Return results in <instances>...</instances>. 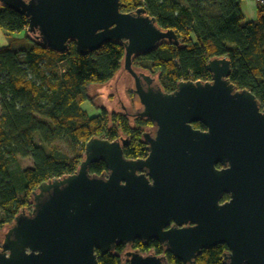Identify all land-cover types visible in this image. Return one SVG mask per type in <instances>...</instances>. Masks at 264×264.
<instances>
[{
    "label": "water",
    "instance_id": "95a60500",
    "mask_svg": "<svg viewBox=\"0 0 264 264\" xmlns=\"http://www.w3.org/2000/svg\"><path fill=\"white\" fill-rule=\"evenodd\" d=\"M0 3L24 15L26 30L56 52L69 41L81 53L121 41L115 103L153 126L141 134L144 157L123 156L126 137H92L73 173L39 183L30 210L5 226L0 264H98L95 249L105 253L136 238L157 240L182 264L219 243L228 248L224 264H264V105L229 81L227 58L208 60L210 80L178 81L167 92L132 66V55L163 40L178 43L143 7L121 11L119 0ZM99 160L106 171L89 173ZM223 191L230 199L219 204ZM125 255L127 264H166L156 254Z\"/></svg>",
    "mask_w": 264,
    "mask_h": 264
},
{
    "label": "trees",
    "instance_id": "16d2710c",
    "mask_svg": "<svg viewBox=\"0 0 264 264\" xmlns=\"http://www.w3.org/2000/svg\"><path fill=\"white\" fill-rule=\"evenodd\" d=\"M119 1L121 11L141 6L158 27L177 35V44L163 40L131 57L133 68L156 74L164 91H172L179 80H210L208 60L225 57L229 81L264 105V4L256 3L255 18L244 21L242 0ZM26 28L24 15L0 3V30L9 38L0 46V225L31 206V193L39 183L73 173L92 137H126L123 156L144 157L141 133L150 125L137 116H131V125L126 114L108 113L89 94L91 84L107 82L122 68L121 41H106L83 53L69 41L64 51L56 52ZM85 101L99 112L88 116L81 108ZM194 126L203 128L200 122ZM23 158L31 164L21 166ZM103 171L102 160L88 167L92 174ZM132 247L162 253L166 264H182L155 239H135ZM224 250V244L202 249L193 264H224ZM122 251L120 244L105 253L95 249L98 264H122Z\"/></svg>",
    "mask_w": 264,
    "mask_h": 264
},
{
    "label": "rangeland",
    "instance_id": "374dc122",
    "mask_svg": "<svg viewBox=\"0 0 264 264\" xmlns=\"http://www.w3.org/2000/svg\"><path fill=\"white\" fill-rule=\"evenodd\" d=\"M241 10L244 15V21H249L255 18V3L253 0H242ZM8 41H9L8 36L2 30H0V46H3L4 43L6 45ZM121 69L122 68H119V70ZM118 71L107 82L94 83V84H91L89 87V94L92 97L94 103L96 105H100L101 107H103L108 113L112 111L126 113L121 107H119L115 103L118 97V94L114 88V81H115V77ZM152 76L155 79L157 77L156 74H153ZM96 105H93V104L91 105L89 102L85 101L81 103V108L86 112L88 116H92L99 112L97 107H95ZM126 116L129 119V123L132 125L133 118L130 116V114H127V113H126ZM146 128H149V126L143 127V130H145ZM35 139H37V135H35ZM60 147L63 148L61 144H60ZM20 164L21 166H27L31 164V161L28 158H23V159H20ZM3 218L4 216L0 209V220H2ZM9 224L10 223H2V225H0V242H1V239L4 233L5 226H8Z\"/></svg>",
    "mask_w": 264,
    "mask_h": 264
},
{
    "label": "flooded vegetation",
    "instance_id": "af4514ba",
    "mask_svg": "<svg viewBox=\"0 0 264 264\" xmlns=\"http://www.w3.org/2000/svg\"><path fill=\"white\" fill-rule=\"evenodd\" d=\"M124 114H126V113H124ZM203 125V124H202ZM192 127L193 128H197V129H201V130H204L205 129V127H204V125H203V128H200V127H196V126H194V123H192ZM153 129V126H152V123L150 122V125H149V128L148 129H146V130H142V132H144V131H148V130H152ZM142 134V133H141ZM143 142V141H142ZM145 145V144H144ZM142 158V157H141ZM215 167L217 168V169H221V168H223V165L222 164H220V163H217V164H215ZM103 172H105V171H103ZM230 199V192H225V191H223L222 193H220V195H219V197H218V203L219 204H222V203H224V202H226V201H228ZM173 224V222L171 221L170 223H169V225L168 226H171ZM182 225H193V223H191V222H186V223H184V224H182ZM167 226V227H168ZM136 239H138V238H136ZM135 240V239H134ZM133 240V241H134ZM138 240H140V239H138ZM133 241H131L130 243H115V244H120L121 246H122V248H123V251L121 252V260H122V264H127V256L125 255V252H127V251H137V252H139L140 254H142V255H145V254H156V255H160V256H164V254H162V253H155L152 249H149V250H146V251H143V250H139L138 248H133L132 247V243H133ZM147 241V240H146ZM146 241H142V240H140V242H146ZM115 244H114V246H115ZM161 244V243H160ZM219 244H223V243H219ZM217 245V244H216ZM225 245V244H224ZM114 246H113V249H114ZM161 246H163V248L164 249H166L165 248V246L164 245H162L161 244ZM214 246V245H213ZM131 248V249H130ZM112 249V250H113ZM112 250H110V251H112ZM228 251V248L225 246V250L223 251V253H222V256H223V254L224 253H226ZM223 258V257H222Z\"/></svg>",
    "mask_w": 264,
    "mask_h": 264
},
{
    "label": "built area",
    "instance_id": "2783aa9c",
    "mask_svg": "<svg viewBox=\"0 0 264 264\" xmlns=\"http://www.w3.org/2000/svg\"><path fill=\"white\" fill-rule=\"evenodd\" d=\"M253 1L255 2V4L256 3L257 4H261V5L264 4V0H253ZM179 81H182V80H179ZM193 81H195V80H193ZM200 81H207V80H200ZM30 207L28 209H26V210H30Z\"/></svg>",
    "mask_w": 264,
    "mask_h": 264
},
{
    "label": "crops",
    "instance_id": "0c3cea01",
    "mask_svg": "<svg viewBox=\"0 0 264 264\" xmlns=\"http://www.w3.org/2000/svg\"><path fill=\"white\" fill-rule=\"evenodd\" d=\"M254 3H255V2H254ZM3 45H5V43H4Z\"/></svg>",
    "mask_w": 264,
    "mask_h": 264
}]
</instances>
